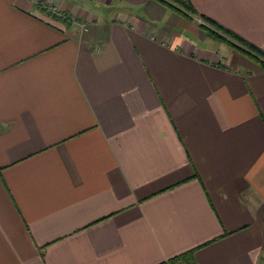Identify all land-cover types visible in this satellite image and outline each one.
Returning a JSON list of instances; mask_svg holds the SVG:
<instances>
[{
    "label": "crops",
    "instance_id": "0c3cea01",
    "mask_svg": "<svg viewBox=\"0 0 264 264\" xmlns=\"http://www.w3.org/2000/svg\"><path fill=\"white\" fill-rule=\"evenodd\" d=\"M189 1L264 49V0ZM188 249L264 264V67L160 0H0V264Z\"/></svg>",
    "mask_w": 264,
    "mask_h": 264
},
{
    "label": "trees",
    "instance_id": "16d2710c",
    "mask_svg": "<svg viewBox=\"0 0 264 264\" xmlns=\"http://www.w3.org/2000/svg\"><path fill=\"white\" fill-rule=\"evenodd\" d=\"M160 1H163V3H166L169 7L172 8L171 4L165 2V0ZM175 2L177 4V7L174 5V8L172 9L179 13H186L184 10L189 11L191 13H198L195 6L189 0H175ZM54 14L53 16L55 17ZM198 14L203 20L199 23V25L202 27L203 30H205V32H207L211 36H214L220 40L227 42L233 48L242 52L243 54L255 60L264 67V49L262 47L246 39L231 28L224 26L215 19L202 13ZM56 16L67 25L69 24L70 19L66 11H61L59 14L56 13ZM193 252L194 249H188L179 254L164 259L163 261L156 264H177L179 260H185L187 264H194Z\"/></svg>",
    "mask_w": 264,
    "mask_h": 264
},
{
    "label": "rangeland",
    "instance_id": "374dc122",
    "mask_svg": "<svg viewBox=\"0 0 264 264\" xmlns=\"http://www.w3.org/2000/svg\"><path fill=\"white\" fill-rule=\"evenodd\" d=\"M161 2H163V1H161ZM165 2H167V3H170L171 4V6H172V8H174V5L177 7V4H176V2H175V0H165ZM164 4H166V3H164ZM167 5V4H166ZM168 6V5H167ZM169 7V6H168ZM179 7V6H178ZM169 8H171V7H169ZM171 8V9H172ZM174 10V9H173ZM184 10V9H183ZM175 11V10H174ZM186 13H184V14H182V13H180L181 15H183L184 17H186V18H188L189 20H195L196 21V23H200V22H202L203 20H202V18L198 15V13H191V12H189V11H186V10H184ZM98 14L99 13H102L101 11H99L98 10V12H97ZM103 14V13H102ZM196 16H198L197 18H196ZM196 18V19H195ZM207 33V32H206ZM208 34V33H207ZM211 36V35H210ZM212 37H214V36H212ZM216 40H218V41H221V42H224V43H226L227 45H229L227 42H225V41H223V40H220V39H218V38H216V37H214ZM230 47H232L231 45H229ZM235 49V48H234ZM177 264H187L186 263V261L185 260H179L178 262H177Z\"/></svg>",
    "mask_w": 264,
    "mask_h": 264
},
{
    "label": "built area",
    "instance_id": "2783aa9c",
    "mask_svg": "<svg viewBox=\"0 0 264 264\" xmlns=\"http://www.w3.org/2000/svg\"><path fill=\"white\" fill-rule=\"evenodd\" d=\"M46 5L50 8L51 11H53L55 13H58V14L60 13L58 11L57 7L55 5H53L52 3L48 2V3H46ZM81 26H83L85 28V24L84 23H82Z\"/></svg>",
    "mask_w": 264,
    "mask_h": 264
}]
</instances>
